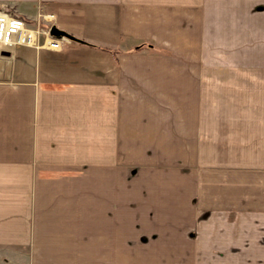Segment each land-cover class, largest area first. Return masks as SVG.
I'll use <instances>...</instances> for the list:
<instances>
[{
  "label": "crops",
  "instance_id": "obj_1",
  "mask_svg": "<svg viewBox=\"0 0 264 264\" xmlns=\"http://www.w3.org/2000/svg\"><path fill=\"white\" fill-rule=\"evenodd\" d=\"M0 7V264H264V0Z\"/></svg>",
  "mask_w": 264,
  "mask_h": 264
},
{
  "label": "built area",
  "instance_id": "obj_2",
  "mask_svg": "<svg viewBox=\"0 0 264 264\" xmlns=\"http://www.w3.org/2000/svg\"><path fill=\"white\" fill-rule=\"evenodd\" d=\"M43 18L46 19L45 16ZM51 26L50 23L44 28L40 22L37 26H32L21 15L0 9V57L2 49L11 50L17 44L36 46L44 44L52 48L61 47L62 38L50 33ZM40 35H44L42 43L39 40Z\"/></svg>",
  "mask_w": 264,
  "mask_h": 264
},
{
  "label": "water",
  "instance_id": "obj_3",
  "mask_svg": "<svg viewBox=\"0 0 264 264\" xmlns=\"http://www.w3.org/2000/svg\"><path fill=\"white\" fill-rule=\"evenodd\" d=\"M50 33H51L53 36H56V37H58V38L65 37V38H68V39H70V40L81 41L79 38L75 37L74 35L68 33L67 31H65V30H63V29H60V28L57 27L56 25H52V26H51ZM4 52H5V51H4ZM5 53H8V52H5Z\"/></svg>",
  "mask_w": 264,
  "mask_h": 264
},
{
  "label": "rangeland",
  "instance_id": "obj_4",
  "mask_svg": "<svg viewBox=\"0 0 264 264\" xmlns=\"http://www.w3.org/2000/svg\"><path fill=\"white\" fill-rule=\"evenodd\" d=\"M7 11H9V12H11V13H13V14H17L18 12H16V11H14V10H7ZM18 15V14H17ZM28 22V21H27ZM28 23H30V22H28ZM49 23L46 21V22H43V20H41V26L42 27H46L47 25H48Z\"/></svg>",
  "mask_w": 264,
  "mask_h": 264
},
{
  "label": "bare ground",
  "instance_id": "obj_5",
  "mask_svg": "<svg viewBox=\"0 0 264 264\" xmlns=\"http://www.w3.org/2000/svg\"><path fill=\"white\" fill-rule=\"evenodd\" d=\"M47 41H48V40H47ZM47 41H46V42H47ZM4 51H5V52H9L10 50H9V49H2V51H1L2 55L5 54ZM2 55H1V56H2Z\"/></svg>",
  "mask_w": 264,
  "mask_h": 264
},
{
  "label": "trees",
  "instance_id": "obj_6",
  "mask_svg": "<svg viewBox=\"0 0 264 264\" xmlns=\"http://www.w3.org/2000/svg\"><path fill=\"white\" fill-rule=\"evenodd\" d=\"M0 9L5 10L4 8L0 7Z\"/></svg>",
  "mask_w": 264,
  "mask_h": 264
}]
</instances>
